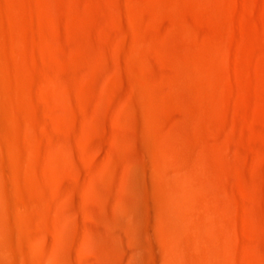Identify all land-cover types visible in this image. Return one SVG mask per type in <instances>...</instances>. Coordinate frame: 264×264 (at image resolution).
<instances>
[{
    "label": "rangeland",
    "instance_id": "rangeland-1",
    "mask_svg": "<svg viewBox=\"0 0 264 264\" xmlns=\"http://www.w3.org/2000/svg\"><path fill=\"white\" fill-rule=\"evenodd\" d=\"M0 264H264V0H0Z\"/></svg>",
    "mask_w": 264,
    "mask_h": 264
}]
</instances>
